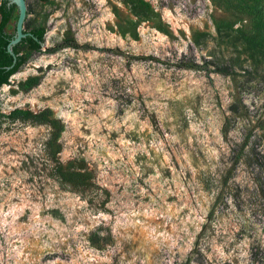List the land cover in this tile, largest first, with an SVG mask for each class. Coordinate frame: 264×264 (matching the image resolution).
<instances>
[{
	"label": "rangeland",
	"instance_id": "374dc122",
	"mask_svg": "<svg viewBox=\"0 0 264 264\" xmlns=\"http://www.w3.org/2000/svg\"><path fill=\"white\" fill-rule=\"evenodd\" d=\"M25 1L44 45L0 88V112L50 109L59 160L95 186L59 181L47 125L4 119L0 264H264V64L238 40L264 30V0H209L207 17L197 0H144L165 31L127 0ZM67 29L94 49L57 48Z\"/></svg>",
	"mask_w": 264,
	"mask_h": 264
},
{
	"label": "trees",
	"instance_id": "16d2710c",
	"mask_svg": "<svg viewBox=\"0 0 264 264\" xmlns=\"http://www.w3.org/2000/svg\"><path fill=\"white\" fill-rule=\"evenodd\" d=\"M40 1L45 2L48 0ZM127 3L130 5L131 13L137 18V20H156V27L161 31H165L161 22L157 20L158 15L154 12L148 2L144 0H127ZM14 10V5H9L7 0H0V88L5 84H9L10 77L20 69L33 51L40 49V42L44 41V27L40 25L32 27L29 31H27L31 33V35H27L13 48L16 55V62L10 69L6 68V66L12 63V56L7 52L6 46L13 34L6 31V26L12 18ZM217 29L219 31V25ZM238 40L248 51L251 61L254 63L264 64V30L256 29L254 32H244L239 30ZM199 43L200 42L196 40V44ZM65 47L75 49H94L88 44H79L70 29L65 31L64 37L57 45V48ZM182 66L192 69H205L196 62L184 63ZM207 71L210 72V70ZM39 82V75L29 76L25 80L18 83V88L21 91H28L38 85ZM4 119H9L11 121H30L35 124L47 125L50 128V135L45 142V148L47 155L55 163L54 172L59 181L69 185L72 189L79 192L93 190L95 186L93 175L82 162L72 161L67 165H64L59 160L58 154L61 151L59 137L63 131V124L59 119L52 117V111L50 109L45 108L40 111L33 112L29 109L14 108L8 114L0 112V125ZM240 157V155L235 157L233 166L238 163ZM103 193L106 197L109 196V191L107 189H103ZM105 202H107V200H104L103 203ZM92 243L96 245L100 244L98 241H92ZM102 243H106V241Z\"/></svg>",
	"mask_w": 264,
	"mask_h": 264
},
{
	"label": "water",
	"instance_id": "95a60500",
	"mask_svg": "<svg viewBox=\"0 0 264 264\" xmlns=\"http://www.w3.org/2000/svg\"><path fill=\"white\" fill-rule=\"evenodd\" d=\"M9 5H14L17 10V16L15 20L14 32L9 39L6 49L7 52L12 56V63L6 66L7 69H10L14 63L16 62V55L14 53V46L19 44L23 38L27 35H31V33L25 31L24 22L27 16V5L25 0H7ZM44 42H40V46L42 47ZM10 84V83H9Z\"/></svg>",
	"mask_w": 264,
	"mask_h": 264
},
{
	"label": "built area",
	"instance_id": "2783aa9c",
	"mask_svg": "<svg viewBox=\"0 0 264 264\" xmlns=\"http://www.w3.org/2000/svg\"><path fill=\"white\" fill-rule=\"evenodd\" d=\"M195 16H208L211 11L212 7L210 6L209 0H197L194 4V8L191 10Z\"/></svg>",
	"mask_w": 264,
	"mask_h": 264
}]
</instances>
